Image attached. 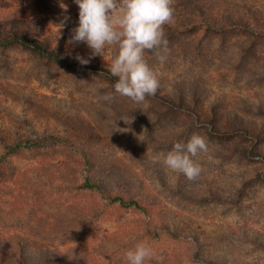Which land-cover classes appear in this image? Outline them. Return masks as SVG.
<instances>
[{
  "label": "rangeland",
  "instance_id": "374dc122",
  "mask_svg": "<svg viewBox=\"0 0 264 264\" xmlns=\"http://www.w3.org/2000/svg\"><path fill=\"white\" fill-rule=\"evenodd\" d=\"M243 2L256 21L240 0H172L167 52L145 50L158 91L188 110L135 102L101 75L0 46V157L24 145L0 160V246L24 251L26 264H128L139 242L153 250L145 264H264V33L224 29L226 15L264 28V0ZM78 13L74 0H0V34L110 67L118 45L93 55L68 42ZM193 134L207 150L189 180L162 154ZM88 179L147 211L80 188Z\"/></svg>",
  "mask_w": 264,
  "mask_h": 264
},
{
  "label": "clouds",
  "instance_id": "9594fccd",
  "mask_svg": "<svg viewBox=\"0 0 264 264\" xmlns=\"http://www.w3.org/2000/svg\"><path fill=\"white\" fill-rule=\"evenodd\" d=\"M78 5V25L72 30L70 44L86 43L92 54H101L106 45H118V53L109 67L117 77L115 92L143 102L146 96H154L159 88L157 73L147 63L145 50L167 52L168 41L163 26L173 17L172 0H74ZM66 8V5H61ZM76 59L81 64L89 60L82 56ZM163 60L164 56L160 55ZM105 100L111 99L105 96ZM205 139L193 134L186 142H175L171 150L162 154L167 168L183 173L195 180L201 166L194 161L199 152L206 151ZM128 264H145L153 258L152 248L139 242L126 252Z\"/></svg>",
  "mask_w": 264,
  "mask_h": 264
},
{
  "label": "trees",
  "instance_id": "16d2710c",
  "mask_svg": "<svg viewBox=\"0 0 264 264\" xmlns=\"http://www.w3.org/2000/svg\"><path fill=\"white\" fill-rule=\"evenodd\" d=\"M243 1L244 0H240V3H242V5L247 8L245 9L246 12H248V14L252 17V19L256 21L257 16L252 13V8L249 5H247V3H244ZM232 16H236V15L233 14ZM224 21H225L224 29H232V28L233 29H244V30H247V32H250L252 35H255L257 33L259 34L264 33V28H258L257 26H255L254 23H253L254 26H251V25L248 26L245 23L234 22L236 20H233V18L232 19L228 18L227 15L224 17ZM17 45L34 50L45 57H48V58H51L57 61L58 63L62 64L63 66L67 68L101 75L105 77L109 82H112L113 84H115V82L118 79L117 77L113 76L110 73L108 66H105L102 64H92V63L91 64H81L76 59V56H74L73 54L63 53L57 50L56 48H50L47 45L43 44L41 41L25 33H19L13 30L11 35L0 34V46L1 47L9 48V47L17 46ZM154 97L161 99L163 102L167 103L171 108H174L176 110L177 109L188 110L187 107H183V106L176 104V101H174L172 98H169V96L164 93L161 94L158 90H157V93L154 95ZM55 141L56 142L54 143H57V140ZM42 143H45V142H42ZM23 146L24 145L20 143V144H17L16 146L7 147L6 151L2 154L3 156L0 157V160L6 158L8 154L16 152L18 149H20ZM80 188L98 192L100 196L111 205L118 204L119 206L125 207V208L135 207L143 211H147L146 208L142 204H140L138 200L127 199L121 195L110 194L101 185H99L96 182H92L89 179L83 182L82 184H80ZM154 235L158 236V232H154ZM18 245L19 247L21 246L20 243H18ZM0 250L2 251L0 253V259L2 260V264H14L12 261L13 258H15L18 264H26L25 258H24L25 257L24 251L21 250L20 252L18 251L16 252L10 243H4L3 245H1ZM46 250L48 251L46 252L44 251L43 256L49 259L50 262H55L56 258L52 257L50 253V251L52 250H50V248ZM55 253L59 254L57 251H55Z\"/></svg>",
  "mask_w": 264,
  "mask_h": 264
}]
</instances>
